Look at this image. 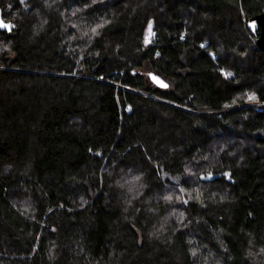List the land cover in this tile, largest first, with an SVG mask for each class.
Wrapping results in <instances>:
<instances>
[{
    "label": "trees",
    "instance_id": "16d2710c",
    "mask_svg": "<svg viewBox=\"0 0 264 264\" xmlns=\"http://www.w3.org/2000/svg\"><path fill=\"white\" fill-rule=\"evenodd\" d=\"M263 11L0 0V264H264Z\"/></svg>",
    "mask_w": 264,
    "mask_h": 264
},
{
    "label": "water",
    "instance_id": "95a60500",
    "mask_svg": "<svg viewBox=\"0 0 264 264\" xmlns=\"http://www.w3.org/2000/svg\"><path fill=\"white\" fill-rule=\"evenodd\" d=\"M247 28L252 32V34L257 35L255 39L256 44L264 52V11L254 16H251L247 21ZM148 76L150 77L149 79L154 84V86L160 88L168 87L167 81L163 79L160 75L154 72H149ZM207 177L208 176H206L205 178Z\"/></svg>",
    "mask_w": 264,
    "mask_h": 264
},
{
    "label": "rangeland",
    "instance_id": "374dc122",
    "mask_svg": "<svg viewBox=\"0 0 264 264\" xmlns=\"http://www.w3.org/2000/svg\"><path fill=\"white\" fill-rule=\"evenodd\" d=\"M151 30V29H150ZM144 38V40H145V43H146V39H147V44L148 43H150V41H151V37L149 36V26H148V28H147V30H146V32H145V37H143ZM251 104V103H250ZM163 176H165V175H163ZM167 178L169 177V176H166ZM171 179V181H174V182H178V179L177 178H175V177H171L170 178Z\"/></svg>",
    "mask_w": 264,
    "mask_h": 264
},
{
    "label": "snow or ice",
    "instance_id": "6c2138e0",
    "mask_svg": "<svg viewBox=\"0 0 264 264\" xmlns=\"http://www.w3.org/2000/svg\"><path fill=\"white\" fill-rule=\"evenodd\" d=\"M0 27H8V25H4V24L0 23ZM150 29H151V24L149 25V35H151ZM93 31H95V30H93ZM146 43H147V39H146ZM249 98L254 99V97H249Z\"/></svg>",
    "mask_w": 264,
    "mask_h": 264
},
{
    "label": "built area",
    "instance_id": "2783aa9c",
    "mask_svg": "<svg viewBox=\"0 0 264 264\" xmlns=\"http://www.w3.org/2000/svg\"><path fill=\"white\" fill-rule=\"evenodd\" d=\"M150 31H151V35H149V36L151 37L150 39L152 40V39H153V37H154V36H153L152 29H151ZM258 105H259V104H258Z\"/></svg>",
    "mask_w": 264,
    "mask_h": 264
}]
</instances>
